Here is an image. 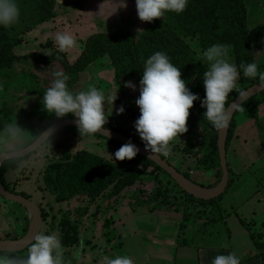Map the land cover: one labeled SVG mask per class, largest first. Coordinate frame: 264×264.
Returning <instances> with one entry per match:
<instances>
[{
	"label": "rangeland",
	"instance_id": "obj_1",
	"mask_svg": "<svg viewBox=\"0 0 264 264\" xmlns=\"http://www.w3.org/2000/svg\"><path fill=\"white\" fill-rule=\"evenodd\" d=\"M31 1L33 0H25V2L24 0H17L20 13L19 17H24L25 21L18 24L17 20L16 24L19 25L20 30H24L26 27L30 28V30L17 36L20 45L13 48V53L16 56H27L35 53L39 54L42 59H32L22 63L11 59L7 65L0 66V121L3 123V130L0 132V154L11 152L15 149H22L23 146L31 142L44 128L52 126L57 120L63 118H49V112L44 110L42 104L43 93L50 87L53 80L52 73L57 70H62L68 74L69 80L66 83L70 91L79 92L87 90L89 86H95L106 96L115 95L117 93V99L114 101V104L105 105V115L109 118L108 120L114 119L119 126L118 128H122L130 137L142 142L134 128V123L140 115L139 108L135 103V100L139 96V81H131V83L136 86L135 90L125 86L119 87L115 80V70L110 59H101L88 69L76 72L67 70L62 60L58 58L59 55H63L70 66H74L84 52L87 41L93 35L112 32H118L120 34L129 33L126 23L120 21L118 17L120 9H116L112 6L110 7L109 5L100 6L111 0H42L45 6H47V3L52 4L53 9L50 15H52L53 18L48 22L39 24L36 17L31 20L25 17L26 15L29 16L30 12L32 13L30 8ZM119 1H117V3H119ZM247 1L251 5L250 8L253 10V15H251L248 26L254 41V63L258 65V70L260 72H264V69H262L264 67V0H256L255 5L253 0ZM127 12L131 13L129 10H127ZM196 19L197 17L194 15H188L185 22L189 20L195 21ZM141 23L142 21L139 25L135 26V30L130 33L138 35L140 31H136L141 29ZM58 32L71 33L76 38L77 47L68 52H59L55 43V35ZM189 44H191L192 50L198 55L200 53V47L197 38L190 41ZM52 55H55L53 59L45 60V58ZM198 57L203 58L201 55H198ZM228 60L230 63L237 66V61L233 53L229 54ZM1 64L2 61L0 59V65ZM238 72L240 76L236 81V86L233 91L242 92L256 82H259L258 78L251 79L245 77L240 69H238ZM201 78H203V74ZM263 95L264 93L259 96ZM121 106H123L124 112L117 115L116 110ZM64 118L70 119L75 117L72 114H67ZM186 126L187 131L170 142V153L165 158L169 160L175 168L180 169L181 172L188 173L189 176L203 185L206 184L207 181H210L211 176L208 175V173H204L203 168L198 165V159H196V157L189 156L182 151V148L185 147L188 133L191 130V122L189 119L187 120ZM84 150L96 154L105 160L116 161L114 160V153L117 148L109 144L107 140L97 137L96 135L75 137L71 132H67L66 134L56 135L42 148L31 155L29 159L20 163L15 173V181H24L23 184L26 191H29V189L33 187L32 184L38 187L39 190L34 187V189H30L29 191V193L36 195L33 196L34 202L38 203L40 200H42V202L46 200L49 201L47 204H52L55 208L57 206H59V208L61 207V213L64 214H61L60 220L66 218L65 214L68 212L71 213L70 217H76L75 213L78 206L87 203V200L74 199L69 202L58 203L56 200V193L51 191L42 192L43 190L41 187H45L44 175L52 162L62 159L66 155L73 156L77 154V152ZM228 157L229 160L232 159L230 153ZM231 167L233 168V166ZM152 170L153 169H150V174L143 176L142 179L130 189L132 191L128 193L129 196L127 195L130 204L133 202L132 200L134 197L139 195L138 197L142 196L143 198L145 197L142 195L143 192L149 194L154 189L156 180L155 173H152ZM246 178L248 177L241 179V183H243L238 188L236 194L235 187H233V189L231 188L225 192L220 201H216V203L210 206L218 208L219 205H221L225 213H232L233 210H237L240 207L241 210L239 213L241 216H250L252 206L258 205L260 208V204H262L261 202L264 200V181H261L257 177L253 182L245 184V181L248 180ZM12 180H10L11 184L13 182ZM163 180L165 183L168 182L167 178H163ZM261 186H263L262 189ZM169 188L174 195L181 196V193L173 186H169ZM259 189L261 191L257 192ZM19 190L20 189H18V191ZM18 191L17 193H19ZM41 196L43 197L42 199ZM126 201L127 200H124L123 202L126 203ZM93 202L96 204L99 203V201ZM0 203L8 207L6 212H1L2 209H0V238L9 240L13 239L15 236H23L24 228L26 224L30 222L29 214L26 213L24 215V208L7 202L1 197ZM41 205L43 206L44 204L42 203ZM53 210L57 211L58 208ZM139 210L140 209H138V211ZM124 211H127V218L124 219H138L143 220V222L147 220L154 221V219L149 216H140L143 210L132 215L131 211H129L128 207L123 203V212ZM168 213L174 216V218H177L179 222L182 221L183 214L174 212ZM24 216H27V220ZM208 216L210 217V214H208ZM114 218L117 219V216H114ZM106 219V216L99 217V220H101L103 224L106 223ZM205 219L206 217H204V220ZM194 220L199 221L200 219L195 218ZM191 223L192 224L188 226L190 234L188 236L194 237L198 245H213L223 248L232 247L231 243L229 245L223 242V239L227 241L226 239L229 236L227 230L235 233L237 228H241L237 216L232 215V217L228 219L227 224L220 222V227L218 228L207 226L203 234L193 236L195 231L200 230L201 224L194 223V221ZM130 228L136 229L137 227L133 225V227H129V231L131 230ZM140 229L143 231L148 230L146 226H143V228L140 227ZM177 229L179 230V225H177ZM217 230L222 231L221 237H223V239L217 235ZM256 231H262L264 233L261 227H258ZM56 234H58V232H56ZM233 245H235V243H233ZM27 253L28 250L17 254L0 255V258L7 259L11 261L12 264H24V261L27 260ZM65 259L71 260L70 255L67 254Z\"/></svg>",
	"mask_w": 264,
	"mask_h": 264
},
{
	"label": "trees",
	"instance_id": "obj_2",
	"mask_svg": "<svg viewBox=\"0 0 264 264\" xmlns=\"http://www.w3.org/2000/svg\"><path fill=\"white\" fill-rule=\"evenodd\" d=\"M30 4L32 13L30 12L29 16H25L29 20L36 17L38 23L42 24L53 18L50 15L53 9L52 4L47 3V6H45L42 0H33ZM188 15H194L197 19L185 22ZM23 21H25L24 17L18 18V24ZM16 23L17 21L8 28L0 27V59L2 61L0 66L7 65L11 59L20 63L32 59H42L39 54L35 53L27 56L14 55L13 48L20 45L17 36L30 30L27 27L24 30H20L19 25ZM196 38L200 47L199 56H203V52L207 47L221 43L230 45L229 54L233 53L235 56L238 69H240L239 65L242 62H255L253 39L248 26V10L245 0H188V5L182 13L166 12L162 18L146 22L143 31L138 35L132 33H100L93 35L87 41L84 52L74 66H70L63 55H59L58 58L62 60L67 70L76 72L88 69L101 59H110L115 70L116 83L119 87H123L126 82L140 81L144 61L155 52L162 51L169 56L176 67L180 68L181 78L188 82L186 86L202 100L205 96V89L201 75L207 70L208 65L203 58L198 57L192 50L191 44H189L190 41ZM55 55L45 58V60H51ZM257 83H260V81L255 84ZM240 93L232 91L229 94L225 105L226 108L230 106ZM257 97L247 102L237 112L235 118L244 109L252 106ZM204 111L205 109L201 107L200 100L193 102V107L189 110L190 114L188 117L191 122V130L188 133L185 147L182 148V151L189 156L196 157L198 165L203 168L204 173H208L211 176V179L202 185L199 181L189 176L188 173L181 172L178 168L176 169L194 183L206 188H214L220 184L223 176L218 149V132L203 118ZM235 118L229 133L227 151L235 128ZM60 121L62 119L57 120L55 123ZM105 127L108 128L106 125ZM48 128H44L22 149L33 144ZM2 130L3 123L0 121V132ZM114 130L129 136L122 128ZM67 132H71L75 137H81L77 128L66 129L57 135L66 134ZM107 142L114 145L117 150L122 146V144L110 140H107ZM141 143L144 144L143 142ZM14 151H18V149ZM161 156L166 159L165 156ZM29 157L11 160L1 167L0 180L7 190L17 193L6 182L5 177L9 171L16 170L18 165L29 159ZM150 169H153L152 173H155L156 185L149 194L142 193L145 197L142 198L140 196V198L138 197L139 195L134 197L133 202L130 204L133 209L148 210L150 213H181L184 220L187 221L191 216L199 214L197 209L202 206H210L216 201H220L223 197L222 195L213 201H202L189 196L181 190L169 174L154 162L139 154L131 160L113 161L105 160L86 150L79 151L73 156L66 155L64 158L52 162L44 175L45 187L41 189L56 193L58 203L69 202L74 199H85L92 203L106 196L107 193L112 197L118 196L126 189L134 187L143 176L150 174ZM229 172H231L230 168ZM163 178H167L168 182L165 183ZM232 181L230 178L227 190L230 188ZM169 186L177 189L181 196L174 195ZM17 194L31 200L27 194ZM14 205L20 206L18 204ZM40 210L45 223L49 218V213L42 207ZM196 210L197 213L195 215L192 214V211ZM86 213V210H79L76 211L75 215L77 218H81ZM70 215V212L65 214L66 218L61 220L59 224L62 232L61 243L64 246H74L78 243L79 225L75 217H70ZM25 219L27 220V216H25ZM29 223L24 228L23 236L29 229ZM21 237L15 236L13 239ZM0 240L3 239L0 238Z\"/></svg>",
	"mask_w": 264,
	"mask_h": 264
},
{
	"label": "clouds",
	"instance_id": "obj_3",
	"mask_svg": "<svg viewBox=\"0 0 264 264\" xmlns=\"http://www.w3.org/2000/svg\"><path fill=\"white\" fill-rule=\"evenodd\" d=\"M135 5L139 20L152 22L154 19L162 18L166 12L182 13L188 5V0H135ZM19 14L17 0H0V27L12 26L18 20ZM55 43L61 53L77 47L76 38L68 32L56 33ZM229 50L230 45L221 43L213 44L204 50L203 60L207 63L208 69L203 72L205 96L202 100L186 86L188 82L181 78L180 68L171 62L165 52L157 51L144 61L139 81V96L135 100L140 115L134 123V128L146 151L155 156L157 154L168 156L170 142L187 131L189 110L197 100L201 101V107L205 109L203 118L217 132L227 130L231 113L225 105L240 76L237 66L228 60ZM239 68L245 77L258 78L264 83V72L258 70L256 63L242 62ZM52 76L50 87L43 93L44 110L58 118L72 114L76 118L75 123L81 137L97 133L107 137L108 130L105 125L108 117L104 109L106 104H114L117 93L106 96L95 86L73 92L66 83L69 80L68 74L57 70ZM124 86L133 90L136 88L131 82H126ZM239 95L244 97L246 94L241 92ZM123 112V106L116 110L117 115ZM138 152L139 148L129 142L115 151L114 160H131ZM111 157L113 159L112 155ZM64 252L65 248L56 234L37 233L28 249L24 264H68L64 259ZM74 254L79 257L80 248H77ZM0 264L12 262L0 258ZM100 264L135 262L128 255H119L115 258L102 256ZM211 264H240V258L235 253L217 255Z\"/></svg>",
	"mask_w": 264,
	"mask_h": 264
},
{
	"label": "crops",
	"instance_id": "obj_4",
	"mask_svg": "<svg viewBox=\"0 0 264 264\" xmlns=\"http://www.w3.org/2000/svg\"><path fill=\"white\" fill-rule=\"evenodd\" d=\"M117 1L119 0H111L99 5H109L120 9L118 16L120 21L126 23L129 33L133 32L135 30L134 27L141 22L136 13L135 0H120L119 3ZM255 2L256 0H253L254 5ZM245 4L248 10L249 22L251 15H253V10L247 0H245ZM127 10L131 11V13L127 12ZM145 25L146 22H142L141 29L136 32L140 31L141 33ZM48 117L55 118L56 116L48 113ZM65 118L63 117L62 119L64 120ZM229 153L232 155L231 160L228 157ZM227 159L231 170L230 178L233 180L229 189L235 187V194L242 185L241 179L244 177H248L245 184L253 182L257 177L264 181V95L258 96L252 106L244 109L235 118V128L230 139ZM17 170L18 167L16 170L9 171L6 174V182L16 192L20 189L19 193L27 194L31 201L34 202L33 196L36 195L29 193V191L34 189L35 186L32 184L33 187L26 191L23 184L24 181H15ZM10 180L13 181L12 184ZM35 188L39 190L38 187ZM262 188L263 186H261ZM130 189H126L120 195L113 197L107 193L106 196L97 200L99 201L98 204L88 203L87 201V203L78 206L77 211L86 210L87 213L81 218L75 217L79 225L78 243L74 246L63 245L65 248L64 259L67 254L71 257V260L65 259L68 264H100L102 256L115 258L119 255L130 256L135 264H211L214 257L227 253H235L240 258V264H264V233L256 231L258 227L264 230V200H262L260 208L258 205L252 206L250 216L242 215V217L239 213L240 207L238 208L239 210H233L232 213H225L221 205L218 208H215V206H202L197 209L199 214L197 210L192 211V214H197L196 216H191L187 221L184 220L182 215L181 222L174 216L169 215L168 212L150 213L148 210L141 211L142 209H140V216H149L154 219V221L147 220L143 222V220L138 219H124L127 218V211L123 212V203L128 207L132 215L139 212L138 209H133L130 202H128L127 195L129 196L128 193L132 191ZM259 191L261 190H257V192ZM48 192L50 191L48 190ZM124 200H127L126 203L123 202ZM47 202L49 201L45 200L42 202L40 200L38 203L34 202L39 208L42 207L49 213L47 222L43 223L42 233L56 234L58 232L56 235L61 240L62 232L59 227L62 214L61 207L57 206L58 210H53L56 208L52 204H47ZM42 203L44 204L43 206L41 205ZM4 205L0 203L1 212H6L8 209ZM26 213L28 212L25 210L24 215ZM208 214H210V217ZM232 215L237 216L241 228H237L235 233L227 230L229 235L226 239L227 241L221 237L222 231L217 230V235L223 239V242L229 245L231 243V248L198 245L194 237L188 236L190 235L188 226L192 224V221L201 224L200 230L195 231L193 234V236H196L203 234L207 226L218 228L220 227V222L227 224L228 219ZM100 216L107 217L106 223L103 224L99 220ZM114 216H117V219ZM204 217H206L205 220ZM195 218L200 220L195 221ZM133 225L137 228H130L131 230L129 231V227H133ZM177 225H179V230ZM143 226H146L148 230L143 231L140 229ZM81 245H83L82 248ZM77 248H80L81 254L79 257L74 254Z\"/></svg>",
	"mask_w": 264,
	"mask_h": 264
},
{
	"label": "water",
	"instance_id": "obj_5",
	"mask_svg": "<svg viewBox=\"0 0 264 264\" xmlns=\"http://www.w3.org/2000/svg\"><path fill=\"white\" fill-rule=\"evenodd\" d=\"M246 95L241 97L240 95L230 104L228 111L231 113V120L227 130L218 132V149L223 176L220 184L214 188H206L194 183L188 179L183 173L179 172L173 165H171L167 159H164L161 155L157 156L149 153L145 150L144 144L133 139L130 136L119 133L113 129L107 128V137L102 133L96 135L105 138L107 140L120 143L122 145L126 143H133L139 148L138 154L148 160L154 162L158 167L164 170L171 176L174 182L181 188L183 192L197 200L213 201L220 198L225 194L230 180V172L228 168L227 160V143L232 122L237 112L250 100L264 93V83H257L250 88L243 91ZM76 118H70L62 120L58 123L50 126L33 144L27 148L0 154V169L6 162L11 160L25 159L33 155L36 151L42 148L47 142H49L58 133L71 128H77L75 123ZM0 197L13 204H18L23 207L30 216L29 229L27 233L19 239L0 240V254H17L25 252L29 249L30 245L34 242V236L37 233H42L43 229V216L40 208L30 199L13 193L5 188L0 180Z\"/></svg>",
	"mask_w": 264,
	"mask_h": 264
},
{
	"label": "built area",
	"instance_id": "obj_6",
	"mask_svg": "<svg viewBox=\"0 0 264 264\" xmlns=\"http://www.w3.org/2000/svg\"><path fill=\"white\" fill-rule=\"evenodd\" d=\"M107 117V116H106ZM109 119V118H108ZM106 126L110 129H117L119 126L117 124V122L113 119V120H108Z\"/></svg>",
	"mask_w": 264,
	"mask_h": 264
}]
</instances>
